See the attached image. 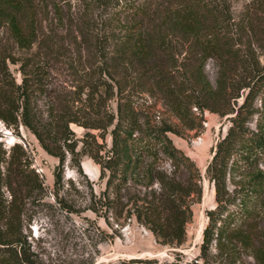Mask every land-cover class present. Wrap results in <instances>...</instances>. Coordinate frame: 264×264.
Here are the masks:
<instances>
[{
	"label": "trees",
	"instance_id": "1",
	"mask_svg": "<svg viewBox=\"0 0 264 264\" xmlns=\"http://www.w3.org/2000/svg\"><path fill=\"white\" fill-rule=\"evenodd\" d=\"M252 20L233 15L230 0H0V119L59 159L58 201L60 165L88 156L105 179L95 213L125 212L181 247L202 174L170 133L201 132L205 111L225 118L206 170L215 205L197 257L111 264H264V62ZM45 189L26 146L1 140L0 264H45L25 231Z\"/></svg>",
	"mask_w": 264,
	"mask_h": 264
},
{
	"label": "rangeland",
	"instance_id": "2",
	"mask_svg": "<svg viewBox=\"0 0 264 264\" xmlns=\"http://www.w3.org/2000/svg\"><path fill=\"white\" fill-rule=\"evenodd\" d=\"M230 1L233 15L250 13L253 18L255 34L250 40L263 63L264 0ZM71 4L77 3L72 1ZM260 4L263 5L259 7ZM245 40L249 41L247 38ZM206 72L214 82L216 68L213 61L207 62ZM262 97L264 87L257 95L258 107ZM203 115L205 122L201 132L190 131L183 137L170 133L175 145L194 160L202 174L203 197L193 206V221L187 225V240L181 247L159 243L145 226L135 219L126 218L125 212H118L117 217L110 213L107 216L95 213L91 209L93 197L104 188L105 179L101 177L100 166L88 156L81 159L79 166L72 163L69 156L60 165L63 179L59 198L62 202L58 201L55 196L54 173L59 159L44 150L37 138L23 127L19 128L22 135L19 138L12 128H8L15 137V142L19 141L26 146L33 166L44 177L46 186L44 195L33 208V218L25 230L31 248L45 264H111L131 258H156L166 262L174 260L177 252L185 261L195 259L199 254L202 230L207 223L206 210L215 205L214 188L206 170L214 153L212 148L227 126L225 118L217 113L205 111ZM3 124L7 129L6 124ZM74 128L78 133L83 131L82 128ZM1 140L8 149L14 144L7 143V133L0 127ZM262 167L264 168V161ZM228 186L233 188L229 182ZM139 190L134 192H145V188L141 186ZM62 203L65 204L64 207ZM244 260V264L253 261L252 257H244ZM207 264L222 263L209 259Z\"/></svg>",
	"mask_w": 264,
	"mask_h": 264
},
{
	"label": "bare ground",
	"instance_id": "3",
	"mask_svg": "<svg viewBox=\"0 0 264 264\" xmlns=\"http://www.w3.org/2000/svg\"><path fill=\"white\" fill-rule=\"evenodd\" d=\"M0 127L7 133V136H8V144H13V143H15V141H16V139H15V137L12 135V133L8 130V128L6 129L5 127H4V124H3V122L1 121V119H0Z\"/></svg>",
	"mask_w": 264,
	"mask_h": 264
},
{
	"label": "built area",
	"instance_id": "4",
	"mask_svg": "<svg viewBox=\"0 0 264 264\" xmlns=\"http://www.w3.org/2000/svg\"><path fill=\"white\" fill-rule=\"evenodd\" d=\"M6 135V134H5Z\"/></svg>",
	"mask_w": 264,
	"mask_h": 264
}]
</instances>
